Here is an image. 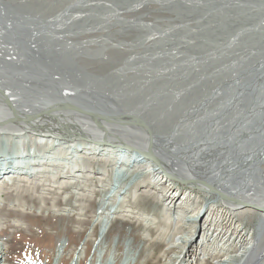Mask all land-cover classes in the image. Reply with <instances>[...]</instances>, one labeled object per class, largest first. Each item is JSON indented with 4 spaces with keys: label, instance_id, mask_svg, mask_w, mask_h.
Masks as SVG:
<instances>
[{
    "label": "bare ground",
    "instance_id": "bare-ground-1",
    "mask_svg": "<svg viewBox=\"0 0 264 264\" xmlns=\"http://www.w3.org/2000/svg\"><path fill=\"white\" fill-rule=\"evenodd\" d=\"M12 1L0 0V202L4 194L9 197L11 192L16 193L19 201L18 195L29 191L34 194L40 185L60 187L67 181L73 185L83 174L95 173L106 189L112 168L110 175L119 172L127 178H138L126 192L129 194L124 193L128 183L115 189L123 203L117 208L111 202L106 203L107 207L104 204V216L114 215H107V220L134 217L158 232L167 231V225L176 228L173 232L177 236H168L167 247L179 255L172 259L180 258L178 264H196V260L206 258L204 254L217 251L224 254L215 264H264V86L257 88L258 84H249L246 90L245 84L237 85L239 90L233 104L217 103V107L211 106L208 110L192 104L201 102L214 86L244 76L247 72L235 66L241 67L247 62L241 57H230V61H212L205 69L196 64L191 73H197L191 81L162 93L159 83L166 75L174 74L172 67L155 70L154 77L150 71H140L142 75L136 82L134 78L140 72L134 64L138 60L132 63L134 57L125 56L124 49L91 53L87 48L81 53L89 45L77 44L78 29L74 28L77 24L81 26L79 39L87 38L90 31L115 30L112 28L124 24V29L141 31L153 25L135 26L127 20L164 12L181 16L200 12L203 17L219 7L229 11L217 25L227 39L225 48L221 44L223 50L262 53L264 31L248 30L247 21H252L254 29L264 30V13L256 21L252 20L253 14L260 16L258 9L264 8V0H74L77 11L63 8L48 15L39 10L28 15L23 11L31 4L41 8L43 4H51V0H14L16 5ZM96 11L102 13L95 15ZM94 19L103 20V25L93 23ZM91 23L101 26L93 27ZM212 36L209 33L208 39ZM46 39L60 42L63 48L48 46ZM175 52L178 54L177 49ZM175 57L170 55V60ZM123 60L130 67L111 69ZM204 73L215 79L203 77ZM152 80L157 81V90L144 96L136 94L135 87ZM223 97L214 98L211 93L202 103ZM80 109H107L109 117L122 115L133 125L109 124L112 122L80 115ZM243 110H246L244 115L236 113ZM136 122H143L149 131L137 128ZM149 133L153 134V141ZM92 163L97 164L96 170ZM21 181L26 185L21 186ZM205 186L233 195L240 202L216 195L219 204L210 202L208 194H214L206 191ZM22 187L24 190H19ZM42 195L37 200L40 198L38 201L46 206V194ZM145 195L155 196L153 201H148ZM113 198L108 201L113 202ZM128 199L135 203L146 200L153 206L150 207L155 211L153 216L133 211L125 204ZM51 208L58 209L56 204ZM247 217L256 221L257 238L254 229L247 231L243 226ZM12 221L14 228H22V221ZM188 227L191 228L189 235H178V230ZM144 240L163 244L154 239L148 241L147 237ZM5 246L8 251L12 245L0 242V264L8 262ZM83 254L80 252L79 256Z\"/></svg>",
    "mask_w": 264,
    "mask_h": 264
},
{
    "label": "rangeland",
    "instance_id": "rangeland-1",
    "mask_svg": "<svg viewBox=\"0 0 264 264\" xmlns=\"http://www.w3.org/2000/svg\"><path fill=\"white\" fill-rule=\"evenodd\" d=\"M58 1H61V3ZM12 2H14L12 5L17 4L14 0ZM51 2L50 3L53 6L51 4H43L44 6H41L43 10L38 4H36L37 7L35 4H31L32 6H26L23 12L28 15L29 13L34 14V12L39 13L42 11L40 12L41 14L48 15L58 12L57 10L63 11V8H74L72 12L77 11L76 7L78 6L74 3V0H51ZM55 3H59V6ZM33 7L36 8L34 9ZM96 12H94L95 15H100L102 13V11ZM213 12V14L211 11L208 15L203 17L200 15V12V14L195 13V15L188 14L184 16L165 12L158 15H140L137 17H131L127 21L135 26H145L148 24L153 26L148 29H140L141 31H136L135 29L132 31L131 29L133 28L131 27H128V29L130 28L129 30L127 28V30L124 29L123 27H126L125 24L123 26L118 25L116 28H112L115 30L90 31V35H87V38L82 37V39H79L81 37L80 33L82 32L79 30L81 26L77 24V27L75 26L74 28L76 31L78 29L76 34L78 35L77 44L84 42V45H89L84 46L81 53H84L83 51H86L85 49L87 48L91 53H102L105 50L108 52L113 49H124L125 51H121L125 56L126 54H130L134 57L133 59L135 60L132 61V63H135L138 60L134 64L138 73L140 71H150L152 77H154L155 70L172 67L174 69V74L166 75V77H163L159 83V87L162 88V93L166 90L178 87L182 82L186 85L188 81H191L194 78L193 76H195L194 74L197 73L192 74V69L196 64L199 65L200 69H203L204 66L209 65L212 61L219 59H229L230 61L232 59L230 57H241L248 65L245 63L241 64V67L235 66V68L240 71H246L247 73L233 81L231 79L227 84L214 86L204 97L205 99L212 93L214 98L224 96L222 99L215 100L208 104L202 103L204 99L201 102H192V104L196 105L200 110H208L211 106L217 107V105H215L217 103L233 104V98L239 90L237 89V85L241 83L246 85V90L249 84H258L257 88L262 85L264 86V52L232 53L223 50V48L226 47L225 41H227V39L225 40V36L220 34L221 31L218 29L217 25L223 22L224 17L229 11L223 9L219 10V7H216ZM258 13L259 15L263 14L264 8L258 9ZM261 16L262 15L257 17V14H253L252 20L256 21L257 18H261ZM102 21L103 20L100 19H94L92 22L98 24L101 22V25H103ZM250 22L252 21H247L248 30L253 29L255 32L257 31L259 33L264 31L262 29L261 31L260 28L254 29V27H251L253 23ZM93 23H91L93 27L101 26L98 24H96L97 26H94L95 24L93 25ZM121 27L123 29L119 30ZM116 29L119 30V32H116ZM216 29L219 32H217ZM208 32H212L213 35L209 39ZM94 35L101 37H95L94 39ZM205 35H207V37ZM232 38L237 39V37ZM145 39L149 40L146 41ZM221 39L224 40V43ZM47 40L48 39H46L45 42L48 46L59 45L58 49L63 48L60 42L56 43L57 41L55 42L52 39H49L50 41L48 40L47 42ZM221 44L223 45V48ZM123 45H126V47ZM176 49L178 54L175 52ZM170 55H175L176 57L172 58L171 61ZM150 58H153V60H150ZM156 58H158V60ZM147 59H149V61ZM155 59L156 61H154ZM125 61L123 60V62L121 61L120 63L117 62L118 64L116 63V65H112L111 69H115V71L117 69H127L130 66L126 63L127 61ZM229 61H227V63ZM233 62L234 61L232 60L231 63ZM211 67H213V65ZM214 67H216V65H214ZM140 75H142L141 72L137 74L138 77L134 78L136 82L139 80ZM203 75V77L209 80L213 81L215 79L212 77L208 78L205 73ZM96 76L99 77V75ZM104 77L105 76L102 75V78ZM116 78L122 80L119 76ZM158 78L159 77H155V79ZM124 80L125 78L123 81ZM156 82L157 81L152 80L150 83L138 85L135 87L138 92L136 94L144 96L147 93L154 92L157 90V86H155ZM0 83H2V81H0ZM242 86L244 85L239 87L244 88ZM128 87L132 88L134 86ZM130 88L128 90H130ZM144 99L145 98H143V100ZM238 100H240V98H238ZM234 107L237 109V105H234ZM245 112L246 110L236 113L244 115ZM153 128L156 129L155 127ZM27 148L30 149V147ZM34 158H36V155L33 159ZM76 162L78 163L79 161ZM92 165L95 167V170L98 168L96 167L97 164L92 163ZM66 171L69 172V170ZM111 171L109 172L110 183L106 187L107 190L98 182V179L95 177L96 174L92 173L90 176H88V174L81 175V180L76 179L73 185L68 184V181L65 184L61 183L60 187H58L59 185L52 188L49 186L42 187L43 185H40V188H37L35 191L38 194L35 192L34 194H30V191L29 193L27 192V194H20L18 195L19 201L17 200L18 198L17 195H15V192H11L9 197L4 194V199L0 202V216L3 218H0L2 220L0 225L4 227L0 234V242L7 241L12 245L8 251L5 246L8 257L7 264H25V262L27 263L29 261L30 264H60L61 262L62 264H79V261L82 262L84 256H86L84 261L85 264H171L173 262L174 264H178L180 258L176 261H173L172 259L179 257V255L175 253L173 249H170L169 246L167 247V243L170 240L168 236H177L176 232H173L176 231V228L172 229L170 225H167V231L164 230L158 232V230L152 226H150L152 229H148L142 219L126 217L124 219L116 220L115 218H109V220H107L108 218H105L108 213L104 216V204L107 207L106 203L111 202L112 204L114 203L113 207L117 208L123 203V198L120 195L117 197L115 189L119 187L122 188L124 187V183H128L124 188V193L125 195L129 194L126 192L131 189L133 184H136L135 181H137L138 178V176L127 178L124 176L125 173L122 174L119 172L110 175ZM70 182L74 181H69V183ZM49 184L50 183H48V185ZM24 185H26L25 181L24 183L21 181V186ZM9 186L11 187V184ZM24 188L22 187L19 190H24ZM82 188L83 191L80 192L79 190ZM84 193L86 194V197L84 196ZM42 194H46L45 199L48 203L46 206L38 201L40 198L37 200V196H43ZM82 194L83 196H81ZM12 196L15 197V200ZM154 196L150 197V195H145L144 198H149L148 201H153ZM110 197L115 198H113V202L108 201ZM208 199L210 202L217 203V205L219 204V199L215 195L208 194ZM138 202L139 203H135V201L128 199L125 204L131 206L135 212L139 211L143 214L145 213V215L148 213L150 216H153L152 214H154L155 211H152L151 208L153 206H151L150 203L148 204L146 203V200L142 199H139ZM207 203L209 204L208 201ZM52 204H56L58 207V209L54 210L55 212L51 208ZM156 207L160 208V205H157ZM114 209L113 211H115ZM122 209L126 210L124 208ZM111 214L113 213H109V215ZM100 216L104 217L106 220H103L102 217L99 218ZM111 216L113 217L114 215ZM99 219L100 221H97ZM12 220L22 221V228H14ZM161 225L163 226V224ZM102 226L104 228H102ZM243 226L247 231L254 229V237L257 238L258 230L255 220L247 217L243 222ZM196 227L199 229L198 225H196ZM178 232V235L180 236H187V234H190L191 228L188 227L181 231L178 230ZM164 236L165 239L163 238ZM145 237L148 238V241L154 239L155 241H162L163 244L147 242L144 240ZM86 242L88 246H85ZM148 243L151 244L149 245ZM86 247L87 249H85ZM176 250L179 252V249ZM80 252H84V254L79 256ZM223 254H220L219 251L214 254L210 252L206 253L203 255V257L206 256V258L204 260H196V264H215V262L223 258ZM26 258H28V260H26ZM179 264L185 263L181 262Z\"/></svg>",
    "mask_w": 264,
    "mask_h": 264
},
{
    "label": "water",
    "instance_id": "water-1",
    "mask_svg": "<svg viewBox=\"0 0 264 264\" xmlns=\"http://www.w3.org/2000/svg\"><path fill=\"white\" fill-rule=\"evenodd\" d=\"M94 111H96V112H94ZM94 111H90V110H86V109L85 110L84 109H80V111H78V113L80 115H83V116H86V117H92V118L101 119V120H104L105 122H107V121L112 122V123H109V124L121 125V126H131V125H133V123L131 121L126 120L122 115L109 117V115H107V112H109V110L107 111V109H96V110L94 109ZM117 121H118V123H117ZM136 126H137V128L139 127V128H141V129H143L145 131H149L148 127H146L143 122H136ZM149 135H150L149 136L150 139L153 141V134L149 133ZM203 188L206 191H208L210 193H213L214 195L218 196L219 198H222V199H225V200H228V201H234V202H237V203L240 202V200L237 199L236 197H234L233 195L222 193L220 190H218L215 187L205 186Z\"/></svg>",
    "mask_w": 264,
    "mask_h": 264
}]
</instances>
